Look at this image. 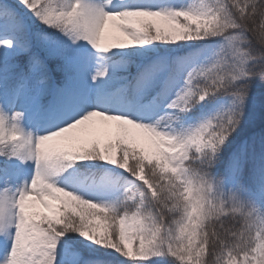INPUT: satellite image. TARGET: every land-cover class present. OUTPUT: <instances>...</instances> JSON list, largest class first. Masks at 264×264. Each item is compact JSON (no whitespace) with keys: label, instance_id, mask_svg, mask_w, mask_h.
Listing matches in <instances>:
<instances>
[{"label":"snow or ice","instance_id":"6c2138e0","mask_svg":"<svg viewBox=\"0 0 264 264\" xmlns=\"http://www.w3.org/2000/svg\"><path fill=\"white\" fill-rule=\"evenodd\" d=\"M0 264H264V0H0Z\"/></svg>","mask_w":264,"mask_h":264},{"label":"trees","instance_id":"16d2710c","mask_svg":"<svg viewBox=\"0 0 264 264\" xmlns=\"http://www.w3.org/2000/svg\"><path fill=\"white\" fill-rule=\"evenodd\" d=\"M103 139H104V140H107V139H108V137H103Z\"/></svg>","mask_w":264,"mask_h":264}]
</instances>
